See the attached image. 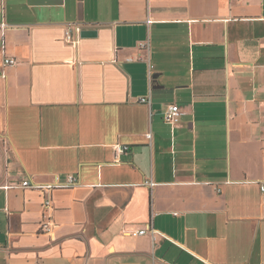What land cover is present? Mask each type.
Returning a JSON list of instances; mask_svg holds the SVG:
<instances>
[{
    "label": "crops",
    "instance_id": "obj_1",
    "mask_svg": "<svg viewBox=\"0 0 264 264\" xmlns=\"http://www.w3.org/2000/svg\"><path fill=\"white\" fill-rule=\"evenodd\" d=\"M262 186L264 0H0V264H264Z\"/></svg>",
    "mask_w": 264,
    "mask_h": 264
},
{
    "label": "built area",
    "instance_id": "obj_2",
    "mask_svg": "<svg viewBox=\"0 0 264 264\" xmlns=\"http://www.w3.org/2000/svg\"><path fill=\"white\" fill-rule=\"evenodd\" d=\"M80 31H81V28H79V27H76V28L70 27L66 32V37H65L66 43L69 45H72L73 47H77L79 45L80 41L75 38V33H77V32L80 33ZM141 48L145 49L146 45L142 44ZM16 64H17V61L14 59H11V58L5 59V65H7V66H14ZM141 103H143V104L147 103L148 104L149 101L146 98H143L141 100ZM181 116H182V112H181L180 107L176 104H172V105H169L165 111L164 121L167 124H169L173 127H176L180 123ZM149 137H150V135H149ZM115 151H116V154L119 158V157H122L124 155H128L130 153V148L118 146ZM56 181H57V183H59V186H61V187H71V186L76 185V183H77V179L73 175L68 176L67 182H66L67 184H64V185L60 184L58 177H57ZM29 186H30V182H24L23 183V188H27ZM49 188L51 189V187H49ZM262 191L264 192V186H262ZM46 204L49 206L50 202L47 201ZM145 234H147V230L137 232L134 235L135 236H143Z\"/></svg>",
    "mask_w": 264,
    "mask_h": 264
},
{
    "label": "water",
    "instance_id": "obj_3",
    "mask_svg": "<svg viewBox=\"0 0 264 264\" xmlns=\"http://www.w3.org/2000/svg\"><path fill=\"white\" fill-rule=\"evenodd\" d=\"M81 20H83V18H81Z\"/></svg>",
    "mask_w": 264,
    "mask_h": 264
}]
</instances>
